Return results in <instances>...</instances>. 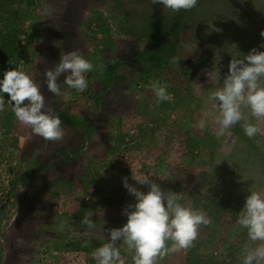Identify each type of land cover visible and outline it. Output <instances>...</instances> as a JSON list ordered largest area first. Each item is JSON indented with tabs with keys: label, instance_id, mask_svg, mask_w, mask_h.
I'll return each mask as SVG.
<instances>
[{
	"label": "rangeland",
	"instance_id": "374dc122",
	"mask_svg": "<svg viewBox=\"0 0 264 264\" xmlns=\"http://www.w3.org/2000/svg\"><path fill=\"white\" fill-rule=\"evenodd\" d=\"M27 16L20 68L60 116L64 138L45 141L12 108L0 124V264H92L93 253L77 241L104 243L111 229L127 222L123 210L136 198L123 179L149 191L132 172L149 175L191 208L195 196L219 194L243 209L250 191L264 192V121L243 108L260 128L256 136L245 134L244 120L221 135L210 99L232 57L254 47L264 51V0H198L179 12L151 0H33ZM157 19L181 28L186 55L147 74L141 68L150 57L142 62V48ZM76 49L93 64L85 74L88 87L77 92L62 74L60 95L49 92L46 71L61 53ZM154 83L166 85L171 99L157 103ZM89 214L94 229L81 223ZM223 231V239L205 241L202 252H223L237 239L236 229ZM117 246L133 264V250L122 241ZM184 260L181 249L156 264Z\"/></svg>",
	"mask_w": 264,
	"mask_h": 264
},
{
	"label": "clouds",
	"instance_id": "9594fccd",
	"mask_svg": "<svg viewBox=\"0 0 264 264\" xmlns=\"http://www.w3.org/2000/svg\"><path fill=\"white\" fill-rule=\"evenodd\" d=\"M157 3L179 12L193 9L198 0H151V4ZM260 35L264 37V30ZM172 63H177V58L173 57ZM92 70L93 64L80 50L63 52L59 62L45 73L47 90L60 95L58 80L65 74L64 83L77 92H83L88 87L85 74ZM40 87L22 68L5 71L0 80V112L5 110L3 94L6 93L10 97L7 103L13 106L12 111L22 125L30 127L45 141H60L64 138L62 120L53 109L46 107ZM152 89L157 103L171 99L166 85L154 83ZM210 99L218 108L215 123L219 125V134L244 120L245 134L249 138L256 136L260 128L248 121L242 109H250L251 117L264 121V51L254 47L242 58L232 57L222 87L211 92ZM205 126V120L201 119L200 129ZM132 178L140 185H148L149 191H140L127 178L123 179L124 187L136 202L123 210L127 222L122 227L111 229L106 242L94 250L92 255L96 264H125L118 241L133 250V264H156L157 258L190 248L200 226L212 223L205 211L182 205L179 194L162 190L149 175L138 177L132 172ZM81 223L87 229L96 227L90 214L85 215ZM237 223L247 230L248 237L241 249V264H264V192L250 191ZM64 228L65 223L62 222L59 230Z\"/></svg>",
	"mask_w": 264,
	"mask_h": 264
},
{
	"label": "trees",
	"instance_id": "16d2710c",
	"mask_svg": "<svg viewBox=\"0 0 264 264\" xmlns=\"http://www.w3.org/2000/svg\"><path fill=\"white\" fill-rule=\"evenodd\" d=\"M32 2L33 0H0V80L3 79L5 71L21 67L24 54V37L28 31L27 15ZM150 36L151 41L143 45L141 56L142 62L148 56L150 62L142 65V71L150 74L156 70L184 62L186 51L182 30L171 19L168 21L157 19L151 27ZM168 36L171 38L165 42V37ZM173 57L177 58V63H172ZM3 95L5 110L0 112V124L8 118L12 108L11 104L7 103L10 99L8 94ZM191 205L194 210L205 211L212 223L207 226H200L193 245L185 249L184 264H241L239 259L241 249L248 239L247 230L237 223L242 208L232 205L219 194L195 196ZM6 206L7 204H4L2 210H6ZM225 229L229 231L236 229L238 232L237 239L232 243L229 242L223 252L219 249L212 252H202L203 243L205 241H214L215 243V238L223 239V230ZM77 243L92 253L103 244L98 240L88 238L78 240ZM92 264H96L94 259H92ZM125 264L130 263L125 261Z\"/></svg>",
	"mask_w": 264,
	"mask_h": 264
}]
</instances>
